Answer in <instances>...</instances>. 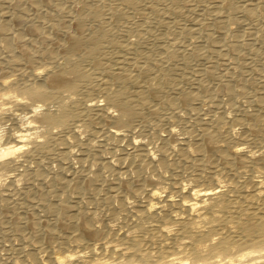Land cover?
Here are the masks:
<instances>
[{"label": "bare ground", "instance_id": "obj_1", "mask_svg": "<svg viewBox=\"0 0 264 264\" xmlns=\"http://www.w3.org/2000/svg\"><path fill=\"white\" fill-rule=\"evenodd\" d=\"M3 1L0 28L5 50L0 51V120L10 121L15 129L1 136L0 175L9 169L12 174L6 175L4 182L0 180V185L13 189L16 176L21 173L15 157L28 156L35 145L44 144L43 138L38 139L41 136L62 134L63 129H52L65 125L74 115L77 107L69 104L78 102L76 99L59 101L56 106L45 101L69 98L83 77L93 75L96 62L83 63L92 52L90 45L98 46L93 33L100 23L81 19L74 1L66 5L62 0ZM96 1L105 16L104 28H110V19L125 8V0ZM179 1L170 0V4ZM188 1L194 13L200 12L198 16L194 14L191 34L200 35L206 26L205 17L213 22L208 30V36L215 40L209 54L212 59L223 58L232 70L239 66L238 50L243 46L245 54L258 52L252 33L247 42L237 35L229 46L236 51V57L225 58L229 49L225 23L230 0ZM257 2L245 4L239 11L262 23L264 37V16H259ZM19 10L23 13L21 23L10 26L7 22ZM59 12L63 17L55 19ZM182 31L183 27L179 33ZM128 45L129 42L122 47ZM163 49L158 70L147 78L144 74L150 70L146 64L120 56L129 67L122 77L135 84L134 101L139 107H146L147 117L185 122L190 118L185 130L192 134L191 142L171 129H165L164 137L154 146L137 142L132 134L142 125L128 124L132 110L122 93L112 88L113 75L96 74V95L84 102L80 111L92 113L90 121L97 125L94 133L100 144L110 140L113 146L119 145L117 152L123 162L116 167L106 158L92 157L95 170L80 167L76 172L79 186L70 201L66 200L73 187L70 163L57 164L59 171L66 170L69 175L63 180L49 178L50 186L64 190L51 205L52 219L41 220L33 205L13 216L18 219L21 215V228L30 232L29 236L20 234L24 237L20 243L31 246L26 264H264V78L259 82L258 97L245 87L244 92L250 95L245 107L236 100L239 90L233 87L230 74L223 75L228 87L226 99L215 98L216 82L208 78L207 69L195 76L197 90L193 88L189 97L198 102L197 107L187 108V98L179 92L167 102L159 101L154 93L162 87L164 79L160 74L172 55L167 47ZM209 63L211 69L215 68L213 62ZM11 85H19L23 95L10 94L7 88ZM204 105L206 109L202 111ZM111 106L116 108L110 110ZM162 106L167 110L165 116L160 114ZM26 108L29 110L24 112L22 109ZM19 118L26 124L22 125ZM120 124L125 125L123 130ZM234 124L240 126L237 132ZM234 135L232 146L223 143L231 142ZM62 137L63 141L80 139L72 129L64 130ZM147 138L153 139L154 134H147ZM63 144V148H68ZM91 146L80 140L81 154L87 157ZM69 154L68 149L62 153ZM145 170L160 185L149 186L142 174ZM101 171L112 176L107 189H103ZM171 172H193V178L190 183L181 178L168 183L164 174ZM123 174L129 176L126 182L118 179ZM35 175L40 173L36 171ZM89 183L94 185L95 193L103 192L100 201L92 204L93 209L81 202L82 190ZM60 208L69 212L64 221L58 213ZM115 220L118 226L113 224ZM47 234L57 239L55 246H47Z\"/></svg>", "mask_w": 264, "mask_h": 264}, {"label": "rangeland", "instance_id": "obj_2", "mask_svg": "<svg viewBox=\"0 0 264 264\" xmlns=\"http://www.w3.org/2000/svg\"><path fill=\"white\" fill-rule=\"evenodd\" d=\"M69 1H74L79 6V17L81 19L91 18L100 23L99 28L93 33L98 46L96 45L95 47V44L90 45L92 52L86 57L85 63H83L87 64L90 61H95L96 66L93 70V75L83 77L76 93L71 94L69 98H62L60 100V98L54 97L45 102L52 101V104L56 106L59 101L60 103H68L70 99L78 101L69 104L77 107L71 119L65 125L57 126L52 130L63 129L64 132V130L68 131L72 129L77 132L80 139L78 142L73 139L63 141V132L55 137L48 136L44 138L41 136L38 139L43 138L44 144L40 142L38 145H35L33 152L28 156L15 157L17 159L16 166L21 169V173L16 176L17 179L13 189H7L5 186L2 187L0 185V264H26L28 261L31 246L27 243L26 245H22L20 242L24 238L22 236H29L30 232L21 228L19 223L22 220L21 215L18 219L13 216L16 215L17 217L23 212L24 208L33 205L41 220L47 221L52 219L54 214L51 205L56 196L63 194L64 190L59 187L50 186L51 179L49 178L63 180L66 175H69V172L66 170H58V163L68 161L71 166L70 171L73 172L71 176L73 187L66 195V200L70 201L73 200L72 197L79 186L76 172L79 171L80 167L87 166V168L95 170V165L91 161L92 157L100 156L106 158L115 164L116 167L119 163L123 162L122 155L117 152L119 145L113 146L110 140L106 144H100L94 133L97 125L90 121L92 113H82L80 111V106L88 100H93L96 95L94 86V76L96 74L113 75L112 88L122 93L126 104L132 110V116L128 124L132 126H136L137 124L142 125L141 130L132 134L137 142L145 145V147L154 146L155 142L161 141L162 137H164L165 129H171L177 133L178 137H184L191 142L192 134L187 133L185 130V124L190 118L186 122L172 118L169 121H165L162 120L163 117L149 118L147 117L146 107H139L135 103L132 92L136 91V86L122 77V72L128 71L129 67L121 62L120 56L146 64L150 70L144 74V77L147 78L150 72L158 70V59L164 55L163 48L167 47L172 52L167 67L160 74V78L164 79L162 87H158L154 93L156 100L159 101L163 100L167 102L173 97L183 95L187 98V108L192 109L197 107L198 102L189 97L193 88L197 90L194 79L199 74V71L203 72L202 69H207L208 78L216 82L215 98L217 99H226L228 93V87L225 84L227 74H230L233 78V87L239 90L236 100L242 107L247 106L250 99V95L246 91L244 92L245 87L254 94V97L260 95L259 82L264 78L263 25L259 20L242 16L239 11V7L250 2L255 3L257 0H230L229 2L230 10L225 23L229 31L226 42L228 48L231 45L232 37L239 35L244 42H247L250 39L248 34L252 33L254 37L253 42L258 50L255 53L245 54L243 46L238 50L240 53L238 58L239 66L232 70L226 66L223 58L212 59L209 56L212 53L215 42L214 39L208 36V30L213 26L210 17L204 18L206 26L202 29L199 36H195L189 32L194 22L193 20H195L196 16H198L197 14L200 12L194 13L188 0H180L175 5H171L170 0H125L123 1L125 8L117 16H113L110 19L112 21L110 28H104L105 16L100 11V8H98V1L62 0V3L66 5ZM102 1L110 2V0ZM195 1L202 3L213 0ZM4 6V1L0 0V13L4 10ZM257 6L259 16H264V0H259ZM62 17V12H59L56 14L55 19H61ZM22 18L23 13L19 10L12 15L7 23L10 26L20 24ZM182 27L183 31L179 33ZM3 38L0 28V51L5 50ZM127 42H129L128 47H122ZM190 50H193L192 54H190ZM235 57L236 51L229 48L225 54V58L234 59ZM209 62H213L215 68L211 69ZM107 66L109 67L108 70L105 68ZM223 75H226V77H223ZM7 91L10 94H17L18 97L23 95V91L19 85L8 86ZM178 92L179 95L177 94ZM37 104L41 103L37 102ZM115 108L116 106H111L110 110ZM205 109L204 105L202 111ZM22 110L27 112L29 108ZM166 113L167 110L162 106L160 109L161 116H165ZM227 113H230V111ZM188 116L186 115L185 117L187 118ZM18 121L22 122V125L26 124L23 118ZM120 126L121 130L125 128V125L120 124ZM218 126L220 125L218 124ZM239 128L240 126L233 125L235 132ZM13 129H15V126L10 121L5 119L0 120V140L1 136H4V134L9 133ZM149 133L154 134L153 139L147 138V134ZM218 138L221 139L220 137ZM80 140L81 143L92 145L88 149L89 155L87 157L80 152ZM235 141L234 135V139L231 142L223 141V143L227 146H232ZM123 142L121 141L120 144L123 145ZM63 143L68 148H63L65 147ZM65 149H68L70 154L63 156L62 153ZM35 169L40 173L39 176L35 175ZM11 174V169L5 170L0 175V180L4 182L5 176ZM101 174L104 177L102 182L103 189H107L112 184V176L105 171H101ZM142 174L147 179L149 186L160 185L155 183L154 175L151 172L145 170ZM164 175H166V182L168 183L178 178L183 179L186 183H190L193 178V172H184L182 174L171 172ZM128 177L123 174L118 179L121 182H126ZM94 191L92 183H89L82 190L81 195L83 199L81 202L86 204L88 209H93L94 205L92 204L98 203L102 198V191L96 193ZM58 213L63 221L69 215V212L64 208L58 209ZM113 224L118 226V221H113ZM46 240L48 242L47 246L51 244L55 246L57 241V239H55L56 241L54 240L51 234L46 235Z\"/></svg>", "mask_w": 264, "mask_h": 264}]
</instances>
